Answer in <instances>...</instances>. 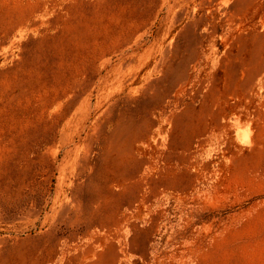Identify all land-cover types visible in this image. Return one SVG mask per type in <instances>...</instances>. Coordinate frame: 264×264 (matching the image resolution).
Instances as JSON below:
<instances>
[{"label": "rangeland", "instance_id": "374dc122", "mask_svg": "<svg viewBox=\"0 0 264 264\" xmlns=\"http://www.w3.org/2000/svg\"><path fill=\"white\" fill-rule=\"evenodd\" d=\"M202 1L0 0V264H264V0Z\"/></svg>", "mask_w": 264, "mask_h": 264}, {"label": "bare ground", "instance_id": "6f19581e", "mask_svg": "<svg viewBox=\"0 0 264 264\" xmlns=\"http://www.w3.org/2000/svg\"><path fill=\"white\" fill-rule=\"evenodd\" d=\"M246 1H248V0H203L202 2H200L197 5V7L199 9H202L205 11V15H204V16H206L205 18H209V19L216 20V21L220 22L224 18L233 16L235 14V12L237 10H239V7L241 5L242 6H243V4L245 5ZM196 2H197V0H196ZM230 2L231 3L233 2V4L235 5L234 8L229 6V4H231ZM168 5L170 8L169 10L172 11L174 9V6L171 4V2ZM92 118H93L92 114L90 113L88 115V121L89 120L91 121ZM97 123H98L97 120H95L93 122L91 121L90 128H93V127L97 128L98 127V125H96ZM88 136H90V135H88ZM90 158H91L90 154L85 155L83 157L81 156V158H79V162H81V164L79 163L80 165L78 164L79 165L78 167L74 168L75 167L74 166L73 169L68 170L65 168L62 170L66 174V176L68 177V179L70 181V183H69L70 191L66 193V195H65L63 201L61 202V204L58 208V211H57L58 222L60 224H64V225L78 224V225H80L89 217L88 212L84 213V212H82L83 210H81L82 208H78V204H79L78 202H79L81 193L83 192V190L85 189L86 186L91 185L90 183H91V180L93 178L92 177L93 175L91 176L88 173ZM51 239H49V240H51ZM56 242H58L60 244L64 242L63 244H65V242L66 243L68 242V239L67 238H60V239L56 240ZM43 248H45V247H43ZM50 249H51V247H50Z\"/></svg>", "mask_w": 264, "mask_h": 264}]
</instances>
